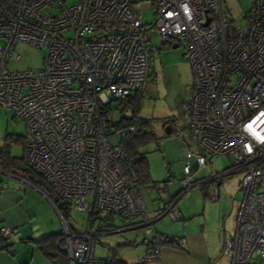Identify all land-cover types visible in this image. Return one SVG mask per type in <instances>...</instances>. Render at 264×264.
<instances>
[{"label":"built area","instance_id":"built-area-1","mask_svg":"<svg viewBox=\"0 0 264 264\" xmlns=\"http://www.w3.org/2000/svg\"><path fill=\"white\" fill-rule=\"evenodd\" d=\"M0 0V106L22 119L26 165L73 209L88 214L86 229L63 221L62 248L71 264L103 262L92 255L93 215L105 211L129 226L153 224L136 169L119 139L111 102L145 96L150 32L179 45L192 84L182 113L198 148L196 168L186 150L184 188L165 210L202 182L241 173L233 234L222 253L231 264H264V0H251L238 20L227 0ZM151 2L153 18L142 19ZM43 51L42 66L12 70L16 44ZM109 108H111L109 110ZM215 156L232 165L193 179ZM218 198V189L209 193ZM151 229V228H150ZM3 237L12 235L2 228ZM164 234L153 236L142 263L162 264Z\"/></svg>","mask_w":264,"mask_h":264},{"label":"rangeland","instance_id":"rangeland-1","mask_svg":"<svg viewBox=\"0 0 264 264\" xmlns=\"http://www.w3.org/2000/svg\"><path fill=\"white\" fill-rule=\"evenodd\" d=\"M77 1L68 0L67 4H72ZM227 3L234 16L238 20H242L243 15L250 8L251 0H227ZM142 6V19L144 23H150L153 18L151 2H145ZM149 37V44L152 49L150 61L151 73L146 85L145 96L141 100L139 115L149 118L155 133L161 137L157 142H151L141 149V151L146 152L152 177L158 185L156 188H152L149 185L140 186L141 195L150 210V203L155 198H164L166 195L162 189V186L165 184L168 185L170 190L176 191V193L177 191L180 193L184 188V165L187 163V160L182 158L180 151L181 149L189 147L188 149H190L193 155L188 160V164L194 170L196 168L195 154L198 152V148L191 138L182 113V103L189 94V88L192 82L190 66L183 60L180 46L173 48L174 42L162 40L157 32H150ZM14 52L18 57L9 60L8 67L10 69L22 71L42 66V50L30 45L18 43L14 47ZM117 106L116 101L111 102L112 111L109 113V116L115 122L120 119V113L123 112ZM165 124L166 126L170 125L173 127L174 132L169 136H164L166 133ZM26 132L27 127L25 122L15 117L11 111L0 106V147L7 140V143L10 144V153L14 156L22 155V145L9 138L6 139V137H25ZM111 141L117 143L119 142V138L116 136L111 137ZM175 160H178V166L175 164ZM232 163L233 158L231 156L212 157L209 166L196 170L193 174V179L201 180L216 176L223 170L229 168ZM240 179L241 173H234L227 179L217 178V182L208 188V192L210 193L213 187H217L220 197L216 201H213L209 197L206 203L200 197L198 187H192L188 193L181 196L178 200V209L182 207V211L185 209V212L189 213L187 214V220L181 218L180 211H178V221H172L168 213L158 220L153 215H150L154 222L153 224L146 227L128 229L136 227V225L121 227L124 223L123 219L118 215H112L113 224L121 228L103 233L97 239L95 236L93 237V240L94 238L95 241L97 240L94 252L95 257L105 259L111 254L109 246L116 244L115 248L121 259L127 263H136L144 251L143 241L159 234H165L164 231H167V228L166 230L163 228L164 222H178V233H181L182 224H186L189 229H199L206 217L205 228L207 242L210 245V252L214 255L209 264H231L230 258L222 253V237L225 235L229 237L234 231L236 214L243 195L240 188ZM49 205L51 206V204ZM196 209L198 211L194 212ZM191 213L197 214L193 216ZM199 213L203 214L201 215ZM54 214L51 211H44V217H48V223L50 225L51 223L56 225L57 222L60 229H63L61 217L57 215L55 210ZM99 215L100 217H105L107 212L100 211ZM86 220H88V214L86 212H80L72 208L67 222L75 230L80 231L83 229L82 227L85 225ZM100 223L99 218H94L93 230H96ZM219 234L221 235L220 238L218 236ZM178 235V239L180 240L182 238L180 236L181 234Z\"/></svg>","mask_w":264,"mask_h":264},{"label":"crops","instance_id":"crops-1","mask_svg":"<svg viewBox=\"0 0 264 264\" xmlns=\"http://www.w3.org/2000/svg\"><path fill=\"white\" fill-rule=\"evenodd\" d=\"M191 81H192V74H191ZM168 135L166 134V136ZM188 148L181 149L180 151L182 158L184 159H186V150H188ZM23 154H24V149H23ZM174 162L178 166V160H175ZM150 174H151V169H150ZM151 178L153 181L156 182V180L153 179L152 174H151ZM214 183H216V179ZM214 183H208L209 185H206V188H209L211 185L213 186ZM143 185H149L152 188H156V186H158L157 184H153L152 182ZM197 187L200 197H202L203 202L206 203V200L209 199L210 197L209 192H207V195H204L202 193V190L199 188V186ZM162 189L166 194L164 198L161 197L155 198L154 201L150 203L151 206L150 210L148 209L149 214L153 215L154 218L156 217L155 219L157 220L164 217L167 214V213H163L159 215L160 212L164 210V208L166 207L168 208L167 205H169L171 199L174 198V196H176V194L178 193V191L176 193V191L170 190L167 184L162 186ZM219 197L220 196L218 189V198ZM49 204H51V206ZM181 208L178 209V200L173 203L171 212L168 213L172 221H178V211H180L181 218L183 220H187L188 218L187 214L189 213L185 212V209H183L182 211ZM54 210L56 211L57 215L61 217V214L54 206V204L50 201V199L47 197V195L39 187H37L34 183L29 181L25 177L24 170H21L18 173H12L10 171L0 168V232L2 228H10L12 230V235L9 238H6L4 242H0V264H54L46 255L42 253V251L38 248L37 244L34 243V240L40 239L48 235L59 233L62 230L58 226L57 222L56 225H53L52 223L50 225V223H48V217H44V211H51L53 215H55ZM197 211L198 210L196 209V211L194 212ZM99 214L100 211L97 214L95 213L93 215L92 224L90 226V228L93 230L94 218L97 219L99 218V220L101 221V223L98 225V228H96V230H93L96 233L95 236L96 239L99 237V235L111 231V230H106L107 226L104 225V221L102 219L103 217H100ZM107 214L109 213L107 212ZM191 214H193L194 216V214L197 213H191ZM199 214L202 215L203 213H199ZM206 221L207 219L205 217L204 223L199 227V229L198 228L189 229L186 226V224L184 225L182 224V228L180 227L182 230L181 233H178V222H174V223H171L169 221L164 222L163 228H165V230L167 228V231H164L165 236H168L170 238L173 237L178 240V236H179L178 234H181L180 236L182 238L179 240L180 242L179 247H178V241L177 244L175 245L168 243L162 244L161 253H160L161 263L162 264H209V262L211 261L214 255L212 254V252H210L209 250L210 245L207 242V235H206L207 233L205 228ZM87 224H88V220H86L85 225H83L82 227L83 229H81L80 231L86 229ZM121 227L115 226L116 229ZM134 228H138V227H133L128 229H134ZM72 229L75 230L73 227ZM223 231L225 232L224 228ZM218 236L219 238L221 237L220 234ZM95 238L92 246V252H93L92 255L94 258H96L94 252H95V244L97 241V240L95 241ZM222 238L224 243L225 239L228 238V235H225ZM151 239L152 238L143 241L144 251L141 257L145 253L146 247ZM115 245L109 246V250L111 252L109 256H111L113 252H116V254L119 257ZM108 257H106L105 259H107ZM119 258L121 259V257ZM69 264H71L70 261ZM147 264H154V263L148 262Z\"/></svg>","mask_w":264,"mask_h":264},{"label":"trees","instance_id":"trees-1","mask_svg":"<svg viewBox=\"0 0 264 264\" xmlns=\"http://www.w3.org/2000/svg\"><path fill=\"white\" fill-rule=\"evenodd\" d=\"M173 45H177L173 43ZM151 52L150 50V59H151ZM151 73V72H150ZM150 76V74H149ZM143 96L140 93H134L129 95L125 99L117 102L118 109L122 110L123 112L120 113V119L116 122V126L118 127H133L134 131L128 133L127 135L121 137L119 139L120 143L122 144L126 156L128 160L132 163L134 168L137 171L140 185L153 183L156 184L155 181L152 180L150 174V164L146 155V152L141 151L143 147L150 144L151 142H157L159 137L152 126L151 120L149 118L143 117L139 115L141 100ZM111 107V106H110ZM111 108H109L110 110ZM111 112V110H110ZM125 113V114H124ZM166 124L164 125V127ZM170 134L171 135L174 130L173 127L170 126ZM168 135V136H169ZM164 136H166L164 134ZM13 140L18 142L22 145L24 149V136H8L6 139ZM3 144L0 147V168L10 171L12 173H18L21 170L25 171V177L34 183L37 187H39L50 199V201L54 204L57 208L61 216L68 221L70 212H71V205L68 202H65L61 199V197L51 188V186L46 182V180L39 174L37 171L33 170L32 168L28 167L25 162V152L20 156H14L10 153V144L7 143ZM215 180H210L207 182H202L199 184V188L202 190L204 195H207L206 185L208 183H214ZM217 182V180H216ZM182 191V190H181ZM180 191V193H181ZM177 193L174 198L171 199L169 205L180 195ZM167 205V206H169ZM164 208L159 215L163 214L165 210ZM97 214V213H96ZM104 221V225L107 226L106 230H115V225L112 223V214H107L105 217L102 218ZM124 226H129L132 222H126L123 220ZM62 230L59 233L48 235L42 237L40 239L34 240V243L37 244L38 248L42 251L44 255H46L54 264H69L68 257L66 251L62 248ZM6 237H3L0 232V242H4ZM178 241V247L180 246L179 239H175L173 237L165 236L162 239L163 243H168L175 245ZM103 262H98L102 264H147L142 262L136 263H127L120 259L116 252H113L111 256L107 259H103ZM94 263V262H93Z\"/></svg>","mask_w":264,"mask_h":264},{"label":"water","instance_id":"water-1","mask_svg":"<svg viewBox=\"0 0 264 264\" xmlns=\"http://www.w3.org/2000/svg\"><path fill=\"white\" fill-rule=\"evenodd\" d=\"M173 48H176V47H178V45H173L172 46ZM170 126L169 125H167L166 127H165V130H166V134L168 135V134H170ZM136 227H143V226H136Z\"/></svg>","mask_w":264,"mask_h":264}]
</instances>
